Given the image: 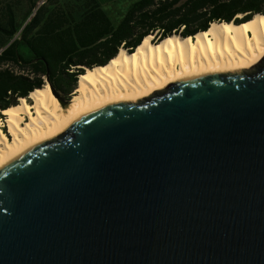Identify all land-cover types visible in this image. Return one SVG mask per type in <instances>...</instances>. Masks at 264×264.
Here are the masks:
<instances>
[{"label": "water", "instance_id": "95a60500", "mask_svg": "<svg viewBox=\"0 0 264 264\" xmlns=\"http://www.w3.org/2000/svg\"><path fill=\"white\" fill-rule=\"evenodd\" d=\"M0 264H264V57L85 111L2 164Z\"/></svg>", "mask_w": 264, "mask_h": 264}, {"label": "trees", "instance_id": "16d2710c", "mask_svg": "<svg viewBox=\"0 0 264 264\" xmlns=\"http://www.w3.org/2000/svg\"><path fill=\"white\" fill-rule=\"evenodd\" d=\"M20 1L0 0V109L47 81L70 99L85 68L133 50L149 34L186 37L213 21L264 14V0H134L110 14L96 0Z\"/></svg>", "mask_w": 264, "mask_h": 264}, {"label": "bare ground", "instance_id": "6f19581e", "mask_svg": "<svg viewBox=\"0 0 264 264\" xmlns=\"http://www.w3.org/2000/svg\"><path fill=\"white\" fill-rule=\"evenodd\" d=\"M152 40L149 34L131 51L120 48L105 65L85 68L65 107L46 82L0 109L5 116L0 115V166L90 109L145 96L181 78L253 67L264 57V14L238 23L213 21L186 37Z\"/></svg>", "mask_w": 264, "mask_h": 264}, {"label": "crops", "instance_id": "0c3cea01", "mask_svg": "<svg viewBox=\"0 0 264 264\" xmlns=\"http://www.w3.org/2000/svg\"><path fill=\"white\" fill-rule=\"evenodd\" d=\"M99 5L108 13L110 14L113 9L117 11L119 10L120 13H123L129 4L134 0H96Z\"/></svg>", "mask_w": 264, "mask_h": 264}, {"label": "rangeland", "instance_id": "374dc122", "mask_svg": "<svg viewBox=\"0 0 264 264\" xmlns=\"http://www.w3.org/2000/svg\"><path fill=\"white\" fill-rule=\"evenodd\" d=\"M14 1H16V0H14ZM22 4H24V2H25V0H21L20 1ZM41 2V0H39V3ZM111 17H112V21H113V23H117L118 22V18H120V13L119 14H113V15H111ZM152 36H153V40L154 39H158V37L157 36H155L154 34H151ZM155 41V40H154ZM46 83V82H45ZM72 94V93H71ZM71 97V96H70ZM0 115H1V117H5L4 115H2V113H0ZM3 128V130L5 131V133H6V127L4 128V127H2Z\"/></svg>", "mask_w": 264, "mask_h": 264}]
</instances>
